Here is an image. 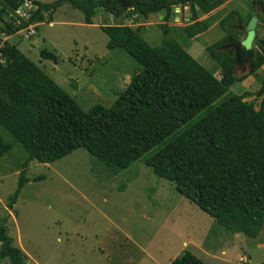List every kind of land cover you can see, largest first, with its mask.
<instances>
[{
  "label": "trees",
  "instance_id": "16d2710c",
  "mask_svg": "<svg viewBox=\"0 0 264 264\" xmlns=\"http://www.w3.org/2000/svg\"><path fill=\"white\" fill-rule=\"evenodd\" d=\"M24 1L0 0L1 34L14 36L30 25L41 24L44 14H53L64 3L83 15L84 24L92 25L97 13L115 19H147L164 9L168 16L177 7H189L193 16L195 10L208 15L228 0H122L130 4L126 11L112 0H58L51 4L32 0L30 18L16 25L19 18L15 12ZM258 1L259 6L257 0L249 6H258L264 20V0ZM236 16L232 12L219 23L224 37L207 49L220 69L219 78L175 42L165 40L153 48L138 29L100 27L108 39L106 49L123 50L142 69L110 107L95 105L87 111L17 46L4 42L0 47V128L12 141L5 142L0 136V158L14 144L26 153L9 207L29 183L25 169L30 162L50 165L83 150L105 169L118 173L157 148L144 160L153 176L173 184L178 194L212 218L216 226L231 235L256 239L264 231V78L257 92L261 97L258 110L243 102L242 96L225 98L241 81L233 75V53L221 50L240 42L238 26L242 22ZM210 26L205 20L183 31L193 39ZM244 55L241 48L240 60ZM40 58L57 62L47 51H41ZM263 64L264 52L254 51L251 74ZM4 260L26 264L25 255L13 245L1 222L0 262ZM170 264L204 263L184 253Z\"/></svg>",
  "mask_w": 264,
  "mask_h": 264
},
{
  "label": "rangeland",
  "instance_id": "374dc122",
  "mask_svg": "<svg viewBox=\"0 0 264 264\" xmlns=\"http://www.w3.org/2000/svg\"><path fill=\"white\" fill-rule=\"evenodd\" d=\"M34 1L51 4L58 0ZM251 1L228 0L208 15L195 10L193 16L185 7L178 17L171 12L161 19L158 14L147 19H115L97 13L92 25L84 24L83 15L64 3L53 14H44L41 24L31 25L33 36L27 38V32L22 31L10 36L8 43L17 46L87 111L95 105L110 107L142 69L123 50H107L108 39L100 27L138 29L153 48L165 40L175 42L219 78L220 69L207 49L224 37L219 23L232 12L242 22L239 41L245 38L247 22L253 10L259 9L250 8ZM28 8L22 6L23 11ZM257 12L255 35L264 43V20ZM205 20L209 29L189 39L183 29ZM1 40L0 36V47ZM41 51L54 54L57 62L42 60ZM263 78L264 64L257 73L239 77L241 81L225 98L242 96L243 102L258 110L261 97L257 92ZM0 136L5 142L12 141L1 128ZM156 150L118 173L105 169L83 150L50 165L30 162L25 169L29 183L9 207L26 159L22 147L14 144L0 158V223H5L26 264H170L184 253L204 264L264 263V231L250 239L216 226L212 218L178 194L173 184L153 176L144 160ZM39 177L42 179L33 181Z\"/></svg>",
  "mask_w": 264,
  "mask_h": 264
},
{
  "label": "water",
  "instance_id": "95a60500",
  "mask_svg": "<svg viewBox=\"0 0 264 264\" xmlns=\"http://www.w3.org/2000/svg\"><path fill=\"white\" fill-rule=\"evenodd\" d=\"M26 1L28 3L32 2V0H26ZM103 1H106V0H103ZM112 1L116 2L117 5L119 7H121L124 11L130 9V4L129 3L123 2L122 0H112ZM257 5L259 6V1L258 0H257ZM177 10H179V8ZM189 11H190V9H189ZM166 12L167 11L165 9L161 10L160 12H158V15H159L160 19L163 16L166 15ZM179 12L180 11H178V12L175 11V12H172V13L173 14L175 13V17H178ZM189 14H191V11L189 12ZM257 23H258L257 17L253 16L249 20V22L247 23V25L245 27V33H246L245 38L240 40V42L237 43L234 46L224 47V48L221 49V50H224V51L229 50V54L233 53V55H234L233 70H234V67L240 66V64H241V60L239 58V51H240L241 48L245 51L244 62L247 65V67L250 66L251 60L253 58L252 44H253V42L256 41L255 28H256ZM238 29L242 30L241 26H238ZM259 44H260V46H261V48H262V50L264 52V44H262V43H259ZM244 74H249V71H245Z\"/></svg>",
  "mask_w": 264,
  "mask_h": 264
},
{
  "label": "flooded vegetation",
  "instance_id": "af4514ba",
  "mask_svg": "<svg viewBox=\"0 0 264 264\" xmlns=\"http://www.w3.org/2000/svg\"><path fill=\"white\" fill-rule=\"evenodd\" d=\"M184 8L185 7H179V9H180V11H184ZM257 11H259L260 13H261V11L258 9V10H253V13H254V16H256L257 17V19H258V12ZM259 43H262V44H264L262 41H260V40H258L257 39V37H256V41L255 42H253V44H252V50H253V55H254V51L255 52H257V53H260L261 51L263 52V50H262V48H261V46H260V44ZM244 57H245V55H244ZM252 61V60H251ZM245 71H249V74H251V71H252V65H251V63H250V66L249 67H247V65L245 64V62H244V58L241 60V64H240V66H236V67H234V70H233V75L237 78V79H239V77H241V76H248L249 74H244L245 73Z\"/></svg>",
  "mask_w": 264,
  "mask_h": 264
},
{
  "label": "built area",
  "instance_id": "2783aa9c",
  "mask_svg": "<svg viewBox=\"0 0 264 264\" xmlns=\"http://www.w3.org/2000/svg\"><path fill=\"white\" fill-rule=\"evenodd\" d=\"M165 1H173V0H165ZM26 2V3H25ZM23 5H25V6H29L30 8H28V9H33V6H31V4L30 3H28L26 0L24 1V3H23ZM179 7H177L176 9H174V11L173 12H175V11H180V9L179 10H177ZM15 15L19 18V19H17L16 21H15V24L16 25H19L20 24V20H23V21H27L29 18H30V14H29V11L27 12V11H23L22 10V6L15 12ZM22 31H25V32H27V34L28 35H26L25 37H27L28 38V36H33L34 34H35V32H34V29H33V26H29L28 28H26V29H24V30H22ZM22 31H20V32H22ZM245 260H243V259H240V262H244Z\"/></svg>",
  "mask_w": 264,
  "mask_h": 264
},
{
  "label": "crops",
  "instance_id": "0c3cea01",
  "mask_svg": "<svg viewBox=\"0 0 264 264\" xmlns=\"http://www.w3.org/2000/svg\"><path fill=\"white\" fill-rule=\"evenodd\" d=\"M0 36L3 37V40H1V44H3L4 42H8L9 37H7V36L4 35V34H0ZM261 233H263V231H262ZM261 233H260V234H261ZM257 238H258V237H257Z\"/></svg>",
  "mask_w": 264,
  "mask_h": 264
}]
</instances>
